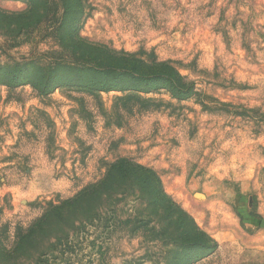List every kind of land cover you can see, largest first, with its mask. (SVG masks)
Returning a JSON list of instances; mask_svg holds the SVG:
<instances>
[{
  "label": "rangeland",
  "instance_id": "374dc122",
  "mask_svg": "<svg viewBox=\"0 0 264 264\" xmlns=\"http://www.w3.org/2000/svg\"><path fill=\"white\" fill-rule=\"evenodd\" d=\"M78 36L170 62L190 96L101 85ZM51 63L38 94L24 82ZM118 159L157 175L207 249L175 254L185 219L125 180L116 208L88 194L17 244ZM0 264H264V0H0Z\"/></svg>",
  "mask_w": 264,
  "mask_h": 264
},
{
  "label": "trees",
  "instance_id": "16d2710c",
  "mask_svg": "<svg viewBox=\"0 0 264 264\" xmlns=\"http://www.w3.org/2000/svg\"><path fill=\"white\" fill-rule=\"evenodd\" d=\"M58 7V2L54 3V10ZM77 40L81 43L82 48L90 49V52L93 54V74L102 80L101 85H104V81L109 77L108 75H116L121 80L128 78L130 81H133L136 85L133 89L136 90L135 92H155L162 88L153 87L157 81H160L162 85H166L163 89L172 96L178 99H186L190 96L188 89L185 87L184 78L171 66L170 62H159L155 58H153L151 62L144 61L136 58L135 55L119 54L115 51H103V48L96 47V45L89 46L87 40L79 36ZM83 55L85 56L86 54ZM52 64L54 65L55 63L49 64L45 69L37 68L36 74L41 75V79L34 76L31 80H25L24 83L30 85L38 94L48 95L55 83L54 72L57 70V67L50 66ZM14 74H17V72L15 71ZM15 79L16 78H13V82H15ZM94 90L123 92L126 89L114 86L104 88L103 86ZM120 99H126V97ZM123 180H125L126 183L130 181L131 185L136 184V186L140 189H145V191L147 187H152L153 193L151 192V196L154 194L156 197L155 199L159 200V204L167 203L170 212L176 210V212L185 219L180 227L174 228L171 232V238H173L171 240V244L173 245L171 249L175 254L186 249H192L193 245H197L198 243L203 250L207 249L208 237L201 232L185 212L173 204L170 198L165 195L157 175L153 171L127 159H118L110 164L100 181L89 185L74 198L61 202L58 205L50 204L47 213L35 224L37 228L34 227V229L31 227L27 231L21 232L18 235L17 244H23L25 239L30 238L35 231L42 230L45 227V218L47 219L51 214L65 221L66 218L64 217V213H73L75 205L81 201L83 202V199L88 194L89 197L96 200L97 203L99 201L108 202L110 208H116V204L122 200L121 197L124 195L122 190ZM126 187L127 190L129 187L133 188V186L130 185ZM184 225H188L190 231L183 229ZM151 232H154V230L152 229ZM160 232L165 233L162 229ZM176 238L177 240H174ZM168 244H170V242Z\"/></svg>",
  "mask_w": 264,
  "mask_h": 264
}]
</instances>
